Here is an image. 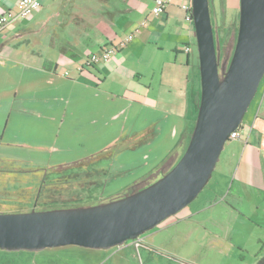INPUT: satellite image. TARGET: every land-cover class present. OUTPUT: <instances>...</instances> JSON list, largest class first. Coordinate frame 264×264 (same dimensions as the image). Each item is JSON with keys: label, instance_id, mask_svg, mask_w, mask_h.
Instances as JSON below:
<instances>
[{"label": "rangeland", "instance_id": "rangeland-1", "mask_svg": "<svg viewBox=\"0 0 264 264\" xmlns=\"http://www.w3.org/2000/svg\"><path fill=\"white\" fill-rule=\"evenodd\" d=\"M233 1L227 6L222 0H209L220 64L230 60L236 43L239 0ZM9 43L14 51L1 59L6 67H0V213L106 203L131 192L135 184L143 187L146 181H156L179 161L193 127L186 137L185 123L164 115L161 125H144L146 117L137 106H108L92 86L67 85L63 80L71 76L51 86L44 74L24 68L20 49L31 48L26 38ZM194 54L197 61L196 49ZM64 72L58 70L59 75ZM67 90L77 95L69 102L63 97ZM200 94L201 88L197 112ZM263 97L264 77L245 119ZM146 126L137 140L122 137L124 127L141 131ZM113 140L114 146L103 150ZM134 142V147L123 148ZM232 146L234 141L226 142L196 198L141 235L140 246L0 248V264H256L264 242V210L246 201V217L236 219L223 202H231L235 194L236 182L225 162ZM205 201H211L210 206L187 219Z\"/></svg>", "mask_w": 264, "mask_h": 264}, {"label": "crops", "instance_id": "crops-1", "mask_svg": "<svg viewBox=\"0 0 264 264\" xmlns=\"http://www.w3.org/2000/svg\"><path fill=\"white\" fill-rule=\"evenodd\" d=\"M18 1L0 0V14L15 8ZM188 1L173 0L163 14L155 16L151 13L153 0H41V8L28 20L18 21L0 34V67H6L1 59L14 51L10 40L26 38L31 48L22 50L19 43L17 46L22 64L44 74L47 84L53 86L64 77L58 74L63 69L71 76L63 80L67 85L92 86L108 106H137L147 126L161 125L162 115L183 121L182 131L187 137L194 127L200 88L194 51L186 54L181 50L183 45L195 44L194 24L185 20L181 8ZM222 1L229 6L233 0ZM136 29L139 31L132 40L108 62L91 68L83 66L89 53ZM65 95L68 102L77 96L70 90ZM114 118L111 116V120ZM147 126L141 131L124 127L122 137L137 140ZM238 135L231 140L235 146L229 147L225 161L236 182L235 194L231 202H223L233 218L241 219L246 217V201L264 210V97L259 107L255 106L246 119L244 116ZM116 142L113 140L103 150ZM134 145L129 143L123 148ZM210 204L205 201L187 219H193ZM261 244L264 250V242Z\"/></svg>", "mask_w": 264, "mask_h": 264}, {"label": "water", "instance_id": "water-1", "mask_svg": "<svg viewBox=\"0 0 264 264\" xmlns=\"http://www.w3.org/2000/svg\"><path fill=\"white\" fill-rule=\"evenodd\" d=\"M191 4L201 94L189 143L179 161L156 181L106 203L0 213L1 249L118 247L182 210L205 187L264 77V0H239L236 43L223 64L209 0H191Z\"/></svg>", "mask_w": 264, "mask_h": 264}, {"label": "built area", "instance_id": "built-area-1", "mask_svg": "<svg viewBox=\"0 0 264 264\" xmlns=\"http://www.w3.org/2000/svg\"><path fill=\"white\" fill-rule=\"evenodd\" d=\"M173 0H153L151 13L155 16L161 15L165 12L167 6L171 4ZM41 8V0H19L15 8L7 10L0 14V34H3L12 24L28 20L34 12ZM182 10L185 12V20L193 23L192 16V4L191 0L187 3L181 4ZM194 24V23H193ZM139 30L136 29L131 33L124 35L117 41L103 46L98 52L89 53L83 60V66L85 68H91L108 62L119 50L123 49L135 36ZM196 45L186 44L183 45L181 50L186 53H192L195 51ZM64 77L68 76V72L65 71L62 74ZM238 130H235L229 135L230 140H235L239 137Z\"/></svg>", "mask_w": 264, "mask_h": 264}, {"label": "flooded vegetation", "instance_id": "flooded-vegetation-1", "mask_svg": "<svg viewBox=\"0 0 264 264\" xmlns=\"http://www.w3.org/2000/svg\"><path fill=\"white\" fill-rule=\"evenodd\" d=\"M43 185H44V184H43ZM37 193H38V195H37L36 199L34 200L35 203H37V201H38V199H39V195H40V193H41V188L38 189ZM35 203H34V204H35ZM42 203H45V200H44ZM42 205H43V204H42ZM32 210H35V211H45V210H53V209H48V208H45V207H44V208H38V209H37V208H34V207H33L32 209H30V211H32ZM24 212H25V211H24ZM127 242H128V241H127ZM127 242H125L123 245L138 246V245H140V244H141L142 242H144V241H143V238H142V237H139L137 240H134L133 243L130 242L131 244H130V243L127 244ZM121 246H122V245H121ZM118 247H119V246H118Z\"/></svg>", "mask_w": 264, "mask_h": 264}, {"label": "trees", "instance_id": "trees-1", "mask_svg": "<svg viewBox=\"0 0 264 264\" xmlns=\"http://www.w3.org/2000/svg\"><path fill=\"white\" fill-rule=\"evenodd\" d=\"M209 9H210V15H211L212 10H211V6H210V4H209ZM211 22H212V20H211ZM212 26H214L213 23H212ZM213 30H215L214 27H213ZM196 115H197V114H196ZM140 184H141V183L135 184V185L131 188V191H135V190L141 188ZM139 186H140V187H139ZM129 191H130V190H129ZM126 194H127V193H126ZM117 198H119V197H117ZM117 198H114V199H117ZM112 200H113V199H112ZM41 205H42V203H41ZM256 264H264V250H262V249H260V250L258 251V253H257V262H256Z\"/></svg>", "mask_w": 264, "mask_h": 264}]
</instances>
